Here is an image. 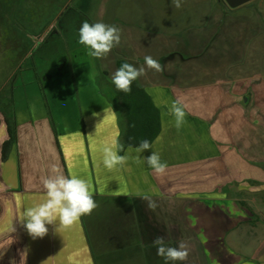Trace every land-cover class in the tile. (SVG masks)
<instances>
[{
  "label": "crops",
  "instance_id": "0c3cea01",
  "mask_svg": "<svg viewBox=\"0 0 264 264\" xmlns=\"http://www.w3.org/2000/svg\"><path fill=\"white\" fill-rule=\"evenodd\" d=\"M120 29L106 77L94 71L101 59L81 46L73 52L86 56L89 68L52 90H35V80L19 73L4 81L9 90L0 88V239L10 238L14 254H43V264H165L152 245L157 236L188 246L186 261L169 264H264V61L240 56L228 79L211 70L225 66V55L212 58L206 48L180 54L173 30ZM146 55L164 72L148 70ZM121 60L146 68L137 79L144 95L133 93L128 111L111 80ZM177 99L186 112L179 129L170 111ZM145 139L153 148L137 153ZM113 141L129 158L108 170L102 148ZM152 151L167 162L165 173L143 160ZM52 164L85 179L98 207L59 232L47 225L48 233L33 239L19 218L43 201L41 182ZM145 195L154 210L139 198Z\"/></svg>",
  "mask_w": 264,
  "mask_h": 264
},
{
  "label": "rangeland",
  "instance_id": "374dc122",
  "mask_svg": "<svg viewBox=\"0 0 264 264\" xmlns=\"http://www.w3.org/2000/svg\"><path fill=\"white\" fill-rule=\"evenodd\" d=\"M84 21L173 30L180 54L198 55V48H206L212 58L225 55V66L211 70L226 71L228 79L236 74L240 56L264 61V0L236 10L222 0H182L180 8L172 0H0V88L9 90L10 82L4 81L19 73L35 80V90L48 91L82 72L90 60L73 51L83 46L78 39ZM44 36L50 39L44 41ZM25 48L29 54L22 62ZM105 59L94 65L98 74L104 75L112 64ZM12 247L9 237L0 239V264H43V254H14Z\"/></svg>",
  "mask_w": 264,
  "mask_h": 264
},
{
  "label": "clouds",
  "instance_id": "9594fccd",
  "mask_svg": "<svg viewBox=\"0 0 264 264\" xmlns=\"http://www.w3.org/2000/svg\"><path fill=\"white\" fill-rule=\"evenodd\" d=\"M172 3L176 8L182 6V0H172ZM120 42L121 29L115 25L102 21L94 24L84 21L79 29L78 43L85 47L88 56L95 59L105 58L120 45ZM144 64L148 70H154L157 73H163L165 70L164 66L150 55L144 57ZM146 68L124 62L113 73L112 83L118 91L130 94L133 82L146 74ZM111 111L113 112L112 109ZM170 111L175 118V127L181 128L186 122V112L179 99L172 103ZM152 148V143L145 139L140 142L135 151L142 153ZM132 150L129 146L128 152ZM122 151H124V146L117 141L104 145L101 161L103 166L108 170H113L117 166L126 165L129 157L127 154L120 155ZM137 159L139 160L140 157L138 156ZM143 160L157 174L165 173L168 167L167 162L162 161L160 154L156 151H152L151 155L144 157ZM41 183L45 193L43 201L25 208L19 218L33 239L43 238L49 231L47 225L55 224L56 231L59 232L60 229H66L79 223L81 217L91 215L98 207L90 192L88 182L76 175L65 176L57 164L51 165L50 174L43 178ZM139 198L147 202L149 209L154 210L157 207L155 201L149 196ZM152 245L156 248V254L164 259L165 264L186 261L189 255L188 246L184 241L172 247L167 245L164 237L157 236Z\"/></svg>",
  "mask_w": 264,
  "mask_h": 264
},
{
  "label": "trees",
  "instance_id": "16d2710c",
  "mask_svg": "<svg viewBox=\"0 0 264 264\" xmlns=\"http://www.w3.org/2000/svg\"><path fill=\"white\" fill-rule=\"evenodd\" d=\"M125 61H118L117 62V67L119 68L121 66L122 63H124ZM113 89L114 91L118 94L120 100L122 101L123 103V106L124 108H126V110L128 111V106H129V103H131V101H133V98L131 97L133 95V93L135 92H139L141 95H144V89L139 85V83L136 81L133 82L132 84V91L130 94H125L121 91H118L115 87V85L113 84ZM146 101H149V97H146ZM130 114L129 113H126V117H127V120L129 121L130 117L129 116ZM10 141L5 145V146H9L12 141H13V131L10 132Z\"/></svg>",
  "mask_w": 264,
  "mask_h": 264
},
{
  "label": "water",
  "instance_id": "95a60500",
  "mask_svg": "<svg viewBox=\"0 0 264 264\" xmlns=\"http://www.w3.org/2000/svg\"><path fill=\"white\" fill-rule=\"evenodd\" d=\"M230 10H236L256 0H222Z\"/></svg>",
  "mask_w": 264,
  "mask_h": 264
}]
</instances>
